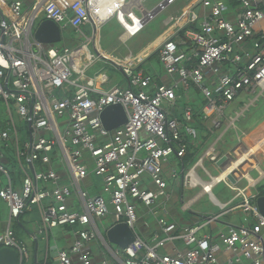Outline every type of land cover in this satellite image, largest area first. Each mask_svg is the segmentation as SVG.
Instances as JSON below:
<instances>
[{
	"label": "built area",
	"instance_id": "1",
	"mask_svg": "<svg viewBox=\"0 0 264 264\" xmlns=\"http://www.w3.org/2000/svg\"><path fill=\"white\" fill-rule=\"evenodd\" d=\"M53 1L27 5L21 0H0V179L5 180L0 182V200L9 208L10 226L26 214H39L37 233L46 242L43 264H98L94 244L103 253L100 264H264L259 195L241 190V173L236 176L261 148L254 145L226 154L217 148L228 131L241 133L238 123L264 98V28H259L264 26V0H235V5L232 0H193L181 17L169 19L167 29L151 45L125 59L102 50L99 30L117 18L124 29L121 40L127 43L154 16V10L144 8V0H75L85 12L74 17L71 6L49 11ZM39 19L54 22L62 36L70 28L80 33L83 26H91L93 47L86 42L62 48L38 42L35 33L43 22L37 24ZM156 53L172 79L170 85L159 84L143 69ZM102 61H111L122 71L127 88L106 87L110 77L104 72L88 76ZM192 89L203 99L201 123L210 133L223 134L188 166L183 159L199 131L193 106L182 108L178 101L180 91L189 94ZM243 95L255 99L228 114L230 105ZM112 105L124 108L127 123L108 131L101 116ZM5 150L17 156L20 190L1 164ZM173 156L183 161L179 171L167 168ZM223 156L228 160L218 166ZM206 159L221 169L219 175L211 174ZM228 161L237 167L225 166ZM230 174L236 185L228 180ZM94 177L101 186L88 182ZM169 177L180 188L201 187L211 197L220 184L234 188L242 197L243 225L203 237L199 235L203 225H194L176 235L178 224L163 217L158 225L165 238L156 234L154 244L145 242L137 231L138 205L151 209L156 203L172 201ZM99 190L102 194H92ZM107 218H111L110 228L127 224L136 241L114 251L99 226ZM218 218H210L208 224ZM58 228L70 234L71 242L50 247L51 233ZM178 240L185 250L176 249ZM168 246L174 253H161ZM3 248L17 251L20 264L33 263L28 245L13 227L0 234Z\"/></svg>",
	"mask_w": 264,
	"mask_h": 264
},
{
	"label": "rangeland",
	"instance_id": "2",
	"mask_svg": "<svg viewBox=\"0 0 264 264\" xmlns=\"http://www.w3.org/2000/svg\"><path fill=\"white\" fill-rule=\"evenodd\" d=\"M27 5H31L35 2V0H21ZM165 0H144L143 6L144 8L151 12L154 9L158 7L161 3H163ZM193 1V0H192ZM191 0H176L174 1L170 6H168L164 11H162L160 14L154 16L143 28V30L135 35L130 41L127 43L122 42L121 36L124 33V29L120 26L117 18H113L110 20L107 24L102 26L99 30V38H100V46L103 51H105L107 54L117 57L119 59H125L128 56L131 55H137L142 50L147 48L149 45H151L161 34L164 33V31L167 29V26L165 25V22L170 18L174 17L175 19L181 17L183 15L182 9L185 5L190 4L192 2ZM253 2V0H251ZM69 6L73 7L75 10V13H73L76 16L84 14V8L81 7L75 0H54L52 3V6L50 7L49 11L51 12H58L59 10H63L68 8ZM43 19H39L37 21V24L41 23ZM259 28H264V26H261ZM93 29L91 26H83L81 29V32H76L74 29L70 28L67 31L63 33L64 40L56 45L58 48H62L65 44L67 46H75L76 44L86 42L90 47H93L92 39H93ZM106 54V55H107ZM110 58V56H108ZM116 60V59H114ZM154 66H162L163 64L159 63V58L156 56L154 57L151 62H147L144 65V70H149L151 65ZM163 71V70H162ZM104 72L106 74H109L111 76V83L109 84V89L114 86H122L123 88L128 87L127 80L122 73V71L117 68L111 61H102L100 63H97L89 72L88 76L91 78H94L98 73ZM191 101H185L181 102L180 106L182 108L184 107L185 103L189 102L190 104L195 103L196 106H200L203 104L202 97L197 89H192L190 92ZM255 99V95H243L240 98H238L233 104L230 105L228 114H234L235 112L241 111L246 105H249L252 100ZM168 103H165V106H167ZM242 125H245L248 129H250L256 136L253 137V141L257 142L259 139H261L264 136V98H261L256 104L252 107H250L249 111L246 112L245 118H242L241 121L238 123V126L240 128V131L243 132L245 129L242 127ZM260 130V131H259ZM228 138L231 139L229 141V145L227 147H224L225 150H231L238 144V137L234 135V131H230ZM240 138L245 140L246 138L243 135H240ZM216 137H214L210 144L213 145ZM248 140V139H246ZM245 140V141H246ZM248 142V141H246ZM249 146L251 145L250 141L248 142ZM219 148V147H218ZM204 150L200 157H202L205 154ZM12 151H3L4 154L9 156L10 163L2 162L1 164L10 171L12 174V177L15 178L18 176V173H20L19 169V162L17 160V156H15ZM262 154L259 153V156ZM172 162L179 163L177 161V158L173 156L171 158ZM206 167L209 169L212 175H218L221 171L220 169L214 168L212 166V163L209 159H206L205 162ZM58 166V164H56ZM181 168V167H177ZM262 169L264 170V165L262 166ZM251 176L253 178H257L258 175L256 172H252ZM93 181L99 186H101V180L98 178H91ZM90 179V180H91ZM242 186V185H241ZM246 184H243V187H245ZM260 186H264V180L261 183ZM259 186V187H260ZM171 191V190H170ZM172 192V191H171ZM199 190L191 191L189 189H185L182 191V189L178 186L176 193L179 199L176 203V212L175 216L179 220V222H188L190 218L197 217L194 214L196 212H201L202 217L210 218L212 214L218 213L219 210L213 206L212 202H210L208 197H203L200 199V201L192 207V209L184 210V205L197 193ZM217 192L222 193V197L219 199L221 201H226L232 196H234L235 193H230L227 189L225 184H221L219 186V189L215 192V195H217ZM254 189L248 191L249 195L253 194ZM184 196V199L181 200V196ZM93 195L96 194H102L101 191H95L92 192ZM219 197V196H218ZM139 213L140 212H146V208L142 205H138ZM8 208L7 205L4 204V208L1 211V214H5L7 212ZM145 210V211H144ZM199 218V217H198ZM110 218L105 219V221H109ZM24 224L27 227V230L29 231H35V229L41 224L40 217L37 212H34L32 214H28L23 218ZM204 222L205 219H204ZM99 226L102 229V231L105 233L102 224L99 222ZM16 233L20 239H22L25 242H28L30 237L27 230L22 229V227L15 228ZM65 234L63 232V228H58L51 233V241H50V247L55 246V241H58V244L61 245V237ZM202 233L200 234V236ZM42 248L44 251L45 245L42 243ZM116 249V246H113ZM43 256H41L39 259L42 260Z\"/></svg>",
	"mask_w": 264,
	"mask_h": 264
},
{
	"label": "crops",
	"instance_id": "3",
	"mask_svg": "<svg viewBox=\"0 0 264 264\" xmlns=\"http://www.w3.org/2000/svg\"><path fill=\"white\" fill-rule=\"evenodd\" d=\"M192 1V0H191ZM172 4V3H171ZM171 4H169L168 6H170ZM191 4V3H190ZM187 4L183 7L182 12H184V10L187 8L188 5ZM168 6H166L162 11H164ZM160 11V13L162 12ZM159 13V14H160ZM154 17V16H153ZM152 17V18H153ZM172 17H170L169 19H171ZM174 18V17H173ZM169 19L165 22V25L167 24V22L169 21ZM182 36L186 35V32L181 33ZM177 40L180 41V38H177ZM154 45L150 46L149 48H152ZM143 52L142 55H144ZM158 57L159 58V54H154L152 57H150L145 63L144 65L149 61L151 62V60L154 57ZM114 57V56H113ZM117 58V57H116ZM159 63H161L160 58H159ZM144 65H143V69H144ZM163 70V71H162ZM146 71V70H145ZM146 72L151 73L152 75H154L157 78V82L159 84H172V79L165 73V70L162 66H154L153 64L150 66V69L147 70ZM109 75V74H108ZM110 77V83H111V76ZM109 83V84H110ZM109 84L106 87H109ZM150 91V90H149ZM185 94V95H184ZM179 95L181 97V99H185V101H191L190 96L191 94L189 93H184V92H179ZM185 96V97H184ZM247 96V95H245ZM203 102V99H202ZM242 127L245 129V131L239 133V135H236V133L234 132V135L238 136V144L236 145V147H234L231 150H225L224 147H227V145H229V141L231 139L228 138V135L230 133V131H228L224 136H223V140L217 145V148L219 150V153L222 154H226L229 153L231 151L234 152H243L246 149H251L254 145H258V143L264 141V136L259 139L257 142L253 141V137L256 136L250 129H248L245 125H242ZM240 129V128H239ZM199 131V130H198ZM233 131V130H232ZM260 131V130H259ZM223 131H215L214 133H210V135H206L205 133H202V131H199V137L196 141H192L190 147L191 150L189 149V155L188 157L190 158L189 161L185 164V165H193L197 159L200 157L201 153L204 150L209 149L211 146L214 145V143L222 136ZM240 135H243L246 139V141H250L251 145L249 146L248 142H246L245 140L240 138ZM216 137L213 145L209 146L211 140ZM207 139V140H206ZM189 147V148H190ZM11 151V150H9ZM12 153V152H11ZM259 153H261L262 155L259 156ZM6 159L3 161L5 163H10L9 161V156H7L5 154ZM177 161L179 163L176 162H172L170 161V165L167 167L168 170L169 168L173 167L175 169H177L178 171L181 170L182 168V162L179 159H177ZM212 163V162H211ZM232 162L228 161L227 164H225V166L230 165ZM188 165V166H190ZM264 165V145L261 147V149L255 154V158H252L250 160H248L247 162H245L241 167H240V171L236 172V176H238L241 173L240 179H241V183L239 188L241 190L243 189H248L246 192L248 194V191L254 189L255 192H253L252 195H259V190L260 188L264 189V186H260L261 183L264 180V170L262 169V166ZM212 166L214 168L220 169L218 167H215L214 164L212 163ZM177 167H181L180 169ZM254 170L250 171L251 168H255ZM30 170H32V166H29ZM221 171V169H220ZM252 172H256L258 177L257 178H253L251 176ZM221 173V172H220ZM219 173V174H220ZM218 174V175H219ZM167 175H169V171L167 172ZM12 176V174H11ZM217 176V175H214ZM245 176V177H244ZM201 177L204 181L208 180V177L201 173ZM247 177V178H246ZM95 178V177H94ZM13 186L15 189L20 190L21 189V184H22V176L20 173H18V176L13 178ZM249 180H254L255 184L253 183H249ZM2 181V183L5 184V180L4 179H0V182ZM91 181H93V179H89L88 182L90 183ZM169 181V188L173 193V199L172 201H170L167 204H164L162 202L156 203L154 205V207H152L151 209H147L146 208V212H140L139 213V208H138V216H139V221L137 223V231L139 232V236L140 238H142V240H144L145 242L149 243V244H154L155 242H153L155 235L158 234L159 238H165V235L161 232L160 227L158 225V219L159 218H163L166 217L169 219V221L171 222H175L178 224L179 227V231L176 233V235H179L181 233V231L184 228L190 227V226H194V225H203L202 230L200 231L199 235L202 233L201 237L206 236V235H211V236H217L220 233H226L228 232L231 228L233 227H240L241 225H243L244 222V218H245V214L243 213V211L240 208V205L242 203V197H237V193L238 191L235 190L234 188L229 187L228 185L225 184L226 189L230 192V193H235L234 196H232V198L226 200V201H221L219 198L222 197V193L217 192V195H215V192L219 189L218 185L214 188L213 191V197L209 196L208 194H204L202 193V189L201 187L198 188H181L182 191L185 189H189L191 191L194 190H199V192L194 195L185 205H184V210H188V209H192L193 206H195L201 198L203 197H208L210 202H212L213 206L216 207L219 212L218 213H214L211 215L210 218L212 217H219L218 221L212 224H208V220L210 218H206V217H202L201 216V212H196L194 215L197 217H192L190 218V220L187 222H179V220L177 219V217L175 216V212H176V203L177 200L179 199V197L177 196L176 190L177 187L179 186V184L177 182H174L173 180H171V178H168ZM94 182V181H93ZM95 183V182H94ZM246 184L245 187H243V184ZM242 185V186H241ZM260 186V187H259ZM180 187V186H179ZM249 195V194H248ZM219 196V197H218ZM184 199L183 193L181 196V200ZM4 202L2 200H0V234L6 232L8 230L9 227H13L15 233L16 230L15 228L17 227H22V229L27 230V227L24 224L23 218L28 215H24L21 217V219L19 221H15L12 223V225L10 226V213H9V208L7 210V212L5 214H1L2 209L4 208ZM145 211V210H144ZM199 217V218H198ZM204 219L206 222H204ZM21 224V225H20ZM102 227L105 231L104 235L106 237L107 234V230H109V228L112 226L111 225V218L109 221H105L103 220L101 222ZM41 224L35 229V231H29L27 230L26 232L28 233L30 239L28 242H25L31 252L32 255V260L33 263L32 264H43L44 260H45V255H46V242L43 240V238L41 236L38 235V230L40 228ZM64 232V231H63ZM17 234V233H16ZM67 234V233H65ZM263 236H264V232H263ZM18 237V235H17ZM19 238V237H18ZM20 239V238H19ZM61 245L58 244V241H55V244L59 245V246H63V245H67L71 242V236L70 234L68 235H63L61 237ZM22 240V239H20ZM23 241V240H22ZM42 243L45 245L44 251L42 248ZM110 247L114 250L117 251L119 250L118 247H116V249L113 247L114 245L109 244ZM176 249L178 250H185V244L182 241H176L174 243ZM93 250H95V254H96V262L98 264H100L102 262L103 259V253L101 252V249L98 248V246L96 244L92 245ZM173 248L168 246L166 249L162 250L161 253H174ZM41 256H43L42 260L39 259ZM52 261L49 263L51 264Z\"/></svg>",
	"mask_w": 264,
	"mask_h": 264
},
{
	"label": "water",
	"instance_id": "4",
	"mask_svg": "<svg viewBox=\"0 0 264 264\" xmlns=\"http://www.w3.org/2000/svg\"><path fill=\"white\" fill-rule=\"evenodd\" d=\"M176 0H165L154 9L153 15L156 16L166 6L173 3ZM35 38L38 42L48 44H59L63 41V36L60 28L52 21H43L36 33ZM102 122L106 130L114 131L127 123V114L124 108L120 105H112L107 107L103 112ZM264 145V141L258 143V147L261 148ZM228 160L227 156H223L217 165L221 166ZM228 180L236 185L237 180L233 174L228 176ZM256 205L259 212L264 216V196L259 195L256 201ZM137 239L135 232L129 228L127 224L115 225L106 234V241L120 249H126L130 247ZM0 264H20L18 252L13 249L3 248L0 249Z\"/></svg>",
	"mask_w": 264,
	"mask_h": 264
},
{
	"label": "trees",
	"instance_id": "5",
	"mask_svg": "<svg viewBox=\"0 0 264 264\" xmlns=\"http://www.w3.org/2000/svg\"><path fill=\"white\" fill-rule=\"evenodd\" d=\"M232 4H236V2H235V0H232ZM185 95V94H184ZM185 97V96H184ZM181 102H185V99H180L179 101H178V105L180 106V103ZM188 105H191V106H193V108L195 109L194 110V118H195V121H196V128H198V130L199 131H202V133H205L206 135H210V132L207 130V128L201 123V117H203V113L202 112H200V110H199V106H196L195 105V103H185V105H184V107H186V106H188ZM203 105V104H202ZM202 105H200V106H202ZM180 107H182V106H180ZM183 107V108H184ZM199 110V111H198ZM178 113H180V111L178 112ZM181 114V113H180ZM207 140V139H206ZM191 148H193V147H190L189 149L191 150ZM189 157L187 156L185 159H183V161H184V165L189 161ZM259 195H261V196H264V189L263 188H260V190H259ZM21 225V224H20ZM17 235V234H16Z\"/></svg>",
	"mask_w": 264,
	"mask_h": 264
},
{
	"label": "bare ground",
	"instance_id": "6",
	"mask_svg": "<svg viewBox=\"0 0 264 264\" xmlns=\"http://www.w3.org/2000/svg\"><path fill=\"white\" fill-rule=\"evenodd\" d=\"M133 30H134V29H132L131 31H133ZM244 163H245V162H244ZM244 163H243V164H244ZM243 164H242V165H243ZM230 165H232V167H237V164H234L233 162H232Z\"/></svg>",
	"mask_w": 264,
	"mask_h": 264
}]
</instances>
